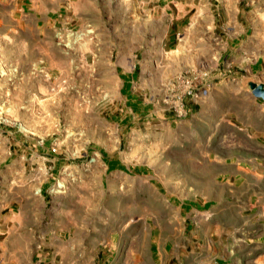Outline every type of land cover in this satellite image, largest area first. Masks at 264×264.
I'll list each match as a JSON object with an SVG mask.
<instances>
[{"label":"rangeland","instance_id":"obj_1","mask_svg":"<svg viewBox=\"0 0 264 264\" xmlns=\"http://www.w3.org/2000/svg\"><path fill=\"white\" fill-rule=\"evenodd\" d=\"M141 1L79 0L78 5L89 8L67 28L79 30L80 39H69L67 49L55 45L56 54L43 55L24 48V35L30 37L28 11L24 9L28 0H0V264H177L184 257L183 237L190 230L186 218L191 209L200 206L202 196L209 195L211 187L206 183L210 166L202 161L208 159L203 150L209 136L197 120L195 133H189L188 124L176 128L166 125L168 105L175 101L170 96L182 95L188 83L172 92L165 87L179 76L189 81L198 74L205 94L188 105L207 103L211 97L217 105L223 103V79L230 80L234 73H223L228 54H223L220 36L223 32L234 33L236 23L246 30L247 20L258 16L264 1L199 0L196 9L185 17L188 23L179 39L158 56L145 51L141 55L140 43L150 45V40L142 39L139 32L142 16L137 3ZM88 29L90 34L85 33ZM52 34L55 44L53 30ZM133 47L135 53L126 55ZM96 51L100 70L82 68L81 55ZM128 63L137 64L139 69L119 76L111 68L119 64L127 71ZM146 110L155 116L138 118ZM129 113L135 116L129 119ZM129 130L136 132L131 135ZM174 144L179 148L169 146ZM188 144H193L198 161L193 168L187 159ZM49 147L56 148V152L50 155ZM92 153H96L97 160L85 171L80 163L84 164ZM176 156L180 158L173 161ZM41 157L56 158L59 166L77 167L76 179L68 185L66 194L55 197L69 200L77 191L88 190L87 202L92 211L84 216L92 222L101 218L100 203L115 211L125 200L113 195L131 189V215L122 221L115 217L118 225L113 236L98 250L99 246L93 245V232H74L83 238L70 241L66 240V232L54 231L68 215L63 209L61 216L58 201L49 206L46 190L51 180L46 181L50 172L44 175ZM109 158L120 161L121 168L126 164V171H103L107 164L103 161ZM176 165H180L179 182L172 177ZM59 166H55L53 178L58 176ZM100 172L102 178L106 177L102 184V189L107 187L104 202L101 188L97 190L100 185L92 182ZM195 173L197 189L188 190L187 180ZM11 199L20 201V207L9 205L7 213L3 207ZM173 201L179 204V213L168 209V217L157 215L161 203L171 208ZM126 204L122 205L125 209ZM124 220L128 226L122 229L119 223ZM218 220L223 223V216ZM13 224L16 229H12ZM262 235V229L244 233L243 237L239 233L230 235L228 240L242 239L249 244L231 249L228 264H264V245L253 240L259 236L263 239ZM199 236L203 239L206 234L201 232Z\"/></svg>","mask_w":264,"mask_h":264},{"label":"crops","instance_id":"obj_2","mask_svg":"<svg viewBox=\"0 0 264 264\" xmlns=\"http://www.w3.org/2000/svg\"><path fill=\"white\" fill-rule=\"evenodd\" d=\"M78 2L79 0H28L24 9L28 11L29 26L27 30L30 37L24 35L26 40L24 48L29 51L35 49L39 54L43 52V55L56 54L58 49L52 40V30L54 31L58 26L69 27L71 23L79 21L77 16L85 14L89 6L78 5ZM198 4L199 0H143L139 2V5L137 3L139 13L142 16L139 28L141 38L150 40L149 46H143L140 43L141 55L145 51L147 55L158 56L161 55V51L169 49L170 45H173L177 38L179 39L184 25L188 23L185 17L192 10L194 11L196 9L195 5ZM20 10L22 11V8ZM263 10L264 4L258 16H252L247 20L248 27H246V30L241 23H236L234 33L227 34L223 32V35L220 36L223 54H228L225 69L223 65V73H234L230 80L223 79V103L220 101L217 105V101L212 100L211 97L207 103L196 106L188 105L190 113L184 119L175 120L169 114L165 116L167 126L173 124L176 128L180 124H188L189 133H195V127L198 125L196 122L198 121L202 123L199 125L207 129L205 134L209 136V144L203 150L204 156L208 159L202 161H204L203 164L206 167L210 166L209 179L206 183L210 184L211 187L209 195L202 196L200 206L189 211L190 214L186 218V222L190 230L183 237L182 242L185 255L177 261V264H228L231 249L240 244H249V241L242 239L237 241L228 240L230 235L239 233L243 237L244 233H256L260 229H262L264 235V100L254 97L248 88L249 83L264 85ZM19 36L21 37V33H19ZM222 37L223 40H221ZM31 40L34 41V44L30 43ZM134 48H130L131 50L129 49L130 51L126 55H133L136 51ZM80 61L82 68L100 70V55L97 51L83 53ZM128 66L127 71L119 64H114L111 68L119 76L132 74L136 69H139V66L135 63H128ZM250 74L252 78L249 76ZM133 116L135 115L129 113L127 118L131 119ZM153 116L155 115L152 112L146 110L142 111L138 118L151 119ZM133 131L136 132V130H129V134H134ZM8 145L10 144L8 143ZM169 146L179 148V145L176 144ZM192 146L193 144L186 145V154L188 162L193 163V168L196 167L195 162L198 161ZM33 148L37 150L40 147L35 146ZM45 151L47 152V149ZM179 151L177 149V153H180ZM46 154L48 155V153ZM176 158L180 157H172V160L174 161ZM40 159L43 171L48 167L51 169L50 176L46 181L48 182L52 178L55 166H59L60 163L56 161V158L41 157ZM104 162L107 163V167L104 165L103 171L106 168L109 173H122L121 169L124 172L126 171L127 165L123 164L124 167L121 168L120 161L115 158L105 159ZM175 167L176 174L172 177H176L179 182L181 177L180 165ZM165 175L167 176V174ZM195 175L196 173L193 174L191 179L187 180L188 190L190 188L192 191L197 189ZM96 178L97 180H92V182L95 185H100L99 188L97 186V190L99 191L101 188L100 196L104 202L107 187L105 185V189H102V184L106 183V177L102 178L100 172ZM183 182L185 183L184 180ZM41 184L46 186L45 181H42ZM84 184L86 185L85 182ZM112 185L114 188L117 181ZM127 192L113 195L118 196V199L125 200L123 204L118 205L117 210L115 208V211L109 210L107 205L100 203L101 218L97 222H92L91 219L84 216L85 212L91 215L90 212L92 211L87 202L90 194L88 190L77 191L76 195L71 196L69 200L65 197L60 201L55 196L49 195V206L52 201H58L60 202V204L57 203L61 209V216H63V209L66 210L68 215L64 221L55 225L57 229H54V231L66 232V240L70 241L83 238V235L75 236L74 232H93V245L94 247L99 246L97 247L98 250L105 241L110 240L113 236L114 227L118 225L115 217L118 216L121 220L123 217L125 219L127 215H131V189ZM46 195L40 197L41 201ZM141 198L145 199L143 196ZM30 199L33 198L30 197ZM126 202L127 209L122 207ZM206 202L208 204L204 207ZM14 203L20 207V201L17 203L16 199H11L3 209H7V213H9V205L13 207ZM162 204L159 206L158 216L168 217V209L173 213L176 209L179 213V204L176 201H173L171 208H167ZM27 209L31 212L30 207ZM31 213L33 214V212ZM222 216L223 223L218 220ZM84 218L91 221L92 224H89ZM171 223L173 222L171 221ZM119 225L122 226V229H125L128 223L124 220ZM12 229H16L14 224ZM6 230H8V227H6ZM201 232L206 234L203 239L199 236ZM214 233L218 234L213 239L211 236ZM253 240L258 242L255 244L264 245V237L261 239V236H259ZM95 257L98 258V255Z\"/></svg>","mask_w":264,"mask_h":264},{"label":"built area","instance_id":"obj_3","mask_svg":"<svg viewBox=\"0 0 264 264\" xmlns=\"http://www.w3.org/2000/svg\"><path fill=\"white\" fill-rule=\"evenodd\" d=\"M89 28V27H88ZM85 33L90 34V29L85 30ZM81 33L79 30L75 28H67L66 26H58L54 29V37H55V45L59 47L60 49H67L69 45H71V41L69 39H75V42L77 39H80ZM74 42V41H72ZM201 76L198 74H194L191 76L190 80H185L184 77H178L175 81H170L165 89L168 92L174 91L175 87H178V85H181L183 83H188L187 90L182 93V95L176 97V96H170L174 97L175 101L171 102L168 105L167 112H169L170 116L175 120H181L188 116L190 113V108L188 107L189 103H196L198 99L202 96V94H205V90L201 91V85L200 82ZM56 152V148L49 147L48 153L50 155L54 154ZM97 160L96 153H92L89 155L88 159L83 163H80V168L83 170H87L89 166H91L95 161ZM82 162V161H81ZM75 168V170H74ZM51 169L48 167L44 172V175L47 176V173L50 172ZM58 176L52 177L51 182L46 190L47 195L52 196H59L66 194L68 190V185L76 179L77 175V167L69 165H62L58 169ZM78 179V178H77ZM40 191L37 190V194Z\"/></svg>","mask_w":264,"mask_h":264},{"label":"water","instance_id":"obj_4","mask_svg":"<svg viewBox=\"0 0 264 264\" xmlns=\"http://www.w3.org/2000/svg\"><path fill=\"white\" fill-rule=\"evenodd\" d=\"M248 88L254 97L264 100V85L249 83Z\"/></svg>","mask_w":264,"mask_h":264}]
</instances>
